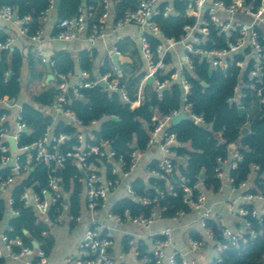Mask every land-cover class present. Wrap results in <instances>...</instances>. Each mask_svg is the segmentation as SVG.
Returning a JSON list of instances; mask_svg holds the SVG:
<instances>
[{
    "label": "built area",
    "instance_id": "2783aa9c",
    "mask_svg": "<svg viewBox=\"0 0 264 264\" xmlns=\"http://www.w3.org/2000/svg\"><path fill=\"white\" fill-rule=\"evenodd\" d=\"M54 1L49 0L47 9L40 16L41 26L31 36H28L29 19L19 16L11 6L0 7V21L11 24L21 37H27L33 43H39L44 38L49 43L70 42L82 38L87 44L92 45L108 36L109 29L115 31L121 27L135 26L140 31L139 52L144 63V77L137 88V102H139L140 90L148 77L152 79V85L156 91L163 90L171 81L178 83L182 90L179 109H174L165 116L156 115L153 117L152 129L148 132L145 150L131 152L128 155L130 161L128 165L125 164L122 157L115 156L106 142L99 145L88 144L81 122L70 111L63 108L69 97L67 93L69 87L72 88L74 98H77L80 97L79 89L94 86L100 81L106 85L107 90L118 92L122 99L127 101V93L117 79L108 81V76H104L91 82L88 81L86 73H80L76 82L69 84V75H56L60 83L53 104L54 113L62 115L77 128L76 143L66 151L60 150V145L67 140V137L65 135L53 136L49 127L37 142L29 146H20V135L26 129L20 116L21 105L16 98L0 97V110L3 111L0 115V153L2 154L0 159V197L6 199L10 216L18 215L17 210L11 209L13 204L11 188L28 174L35 162L48 169L51 174L48 176L44 188L37 190L36 185L34 186L36 189L25 187L20 196V202L23 207L30 208L41 218L46 217L52 207H57L58 213L53 223H60L63 219L66 197L58 185L59 180L55 176V170H60L67 161L73 164L78 163L85 174V178L79 177L78 181L85 186V206L90 218L83 239L77 247V255L66 258L63 264H115L110 252L115 237L114 232L99 223L94 214L98 210L106 209L107 194L122 183H124L125 197L132 200L137 199L128 180L141 155L150 148L158 146L163 154L162 159L156 161V168L149 172L150 177L167 179L168 176L176 173L175 160L181 158L174 151V146L178 144L175 136L168 132L170 119L182 113L194 123H203L202 117L192 112L191 104L188 102L190 85L183 71L191 70L190 59L192 57L201 58L209 66L210 72L226 69L229 66H233L239 74L246 72L245 81L243 82L239 78L233 88L232 95L226 101L227 104L234 105L237 109L242 108L239 104L241 89L246 88L255 93L259 107L264 106V0H139L135 9H126L117 18L114 6L119 0H97L98 9L94 6L83 7L79 10L78 16L59 21L55 25V32L45 36L43 25L46 24L54 9ZM173 1L185 2L184 15L194 20L192 25L184 27V36L178 42L164 37L158 26L152 21L154 16L167 17L170 15L173 11L171 7ZM96 12L99 13L97 21L90 23L89 19ZM212 32L216 38H221L224 43L223 47H206ZM149 36L160 41L156 52L151 50ZM14 43L15 38L11 36L0 41V53L13 50ZM175 46H180L183 53L173 59L172 52ZM111 53L120 55L116 44L111 47ZM168 55L172 58L175 73L171 81L161 82L158 75L173 67L172 64L165 61ZM37 57L42 64L52 68L53 61L51 59L41 53H38ZM112 69L115 71L114 68ZM10 75V72H5L4 78H8ZM9 111L16 113L13 132H9L5 125L6 114ZM245 115L246 121L243 127L249 129L250 114L247 112ZM8 137L14 140L15 154L13 156L10 154L9 144L6 141ZM240 160L241 155L238 148H233L228 161L221 158L216 159L217 166L215 168V174L221 180L218 192L227 189L228 196L232 195V197H228L227 207L228 217L234 220V227L225 221L221 213L214 212L211 206L207 205V196L200 180L196 181L192 187L182 186L185 193L183 203L188 205L192 212H199V225L208 241L216 243L215 233L207 222L210 220L218 224L219 235L222 239V244L219 245L220 249L236 247L245 234H248L250 239H255L257 233L250 228L251 224L248 218L258 222L264 220V190H259L254 184V176L259 167L251 165L248 179L237 185L233 178L225 175V169L227 171L235 170ZM96 162L104 166H112L111 174L115 177L103 181ZM125 168L126 170H124ZM260 175L264 180V172ZM155 201L145 199L143 202L151 204ZM156 213L157 211L152 212L148 217L142 215L133 217L128 210L122 216L111 214L108 210V217L117 226L128 223L139 228L149 229L155 220ZM184 215L183 213L179 214V216ZM67 220L78 222L79 218L73 219L68 216ZM6 229L10 230L8 227ZM4 231L0 233V243L10 260L22 264H48L47 256L39 249V246L37 249L23 246L18 239H9ZM146 238L150 243L149 253L154 264H175L176 258L179 257L176 251H172L165 261V250L171 242L169 230L159 234L150 233ZM130 244H133V241H130ZM188 245L193 252L201 249V243L191 238L188 239ZM134 255L138 256V252L135 250ZM0 258H2L1 250ZM180 259L182 264H196L194 260ZM258 264H264V256L261 257Z\"/></svg>",
    "mask_w": 264,
    "mask_h": 264
},
{
    "label": "trees",
    "instance_id": "16d2710c",
    "mask_svg": "<svg viewBox=\"0 0 264 264\" xmlns=\"http://www.w3.org/2000/svg\"><path fill=\"white\" fill-rule=\"evenodd\" d=\"M139 0H119L114 6L115 17H120L126 9H135ZM84 7L94 6L98 9L97 0H83ZM49 0H0V7L11 6L21 17L29 19L28 36H31L41 26L40 16L47 9ZM81 0H58L55 10L56 22L52 34L55 32V25L65 19L78 16ZM172 13L167 17L162 15L154 16L152 21L158 26L164 37L178 42L184 36V27L192 25L193 19L187 18L184 13L185 2L173 1L171 3ZM99 13L96 12L90 23H95ZM6 37L0 34V41ZM151 50L156 52L160 41L155 37H148ZM215 43V44H213ZM224 43L221 38H216L211 33L206 47L220 48ZM120 51V49H119ZM121 53V51H120ZM135 53V49L133 51ZM238 59V57H235ZM22 53L14 48L11 51L0 53V97L16 98L21 102V120L26 126V132L21 133L19 138L20 146H29L41 139L50 128L53 136L65 135L67 140L60 145V150L66 151L76 143L77 128L60 114L56 122L53 115L45 114L46 108H52L58 94L59 80L57 74L69 75L73 73L74 64L66 52H57L51 58L53 66L50 68L54 76L52 84H49L37 95L28 96L27 100L22 98V84L20 80V69L22 66ZM167 63L173 65L165 73L158 75L161 82L171 81L175 73L172 58L168 55L165 59ZM191 70L183 71L187 82L190 85L188 102L191 104L192 112L201 116L203 123L197 124L191 120L179 122L175 126H169L168 132L175 136L179 144L174 147L176 155L181 158L175 160L177 166L176 173L167 179H156L148 177L146 183L138 177L129 179L134 196L138 199L124 197L115 201L108 209L111 214L122 216L128 210L133 217H148L152 212L157 211L161 219L171 220L185 215L192 211L190 207L183 203L185 193L184 187H192L198 180L202 183L205 191L217 194L221 186V180L215 174L217 166L216 159L221 158L228 161L231 150L238 148L241 160L233 171L225 169V175L234 179L237 185L248 179L251 173V165L259 167L254 176V184L259 190H264V180L261 173L264 172V106L258 105V100L252 91L246 88L241 89L240 106L245 111L239 116L234 105L227 104V99L232 95L233 88L239 78L244 82L245 73H238L233 67L218 69L210 72L209 66L199 57L190 59ZM121 74L111 68V62L106 59L99 68L100 78L108 76V81L117 79L127 93V101H124L118 92L109 91L98 84L79 89L80 97L70 99L64 105V109L70 111L82 124L84 129H89L91 138L85 135L86 142L91 145H99L106 142L116 157H122L126 165L129 164L128 155L133 152L145 150L148 141V132L152 129V119L155 115L165 116L174 109H179L181 105V87L175 81H171L163 90L152 89L148 99H144L136 108L131 105L138 100L137 88L144 77V74H135L136 67L132 64L121 66ZM138 68V67H137ZM123 69V70H122ZM129 72L126 75V70ZM80 70L89 74L88 81L95 82L92 77V62L86 52L80 53ZM10 72L8 78H4V73ZM209 72L211 73L209 75ZM31 80H36V76L31 72ZM202 83L205 86H202ZM145 88H150L145 86ZM151 89V88H150ZM249 113V134L241 135V128L246 121V113ZM3 113L0 110V115ZM110 117H116L119 122H113ZM2 154L0 153V159ZM91 160L93 158H90ZM157 162H151L146 171L150 172L156 168ZM99 166V162H96ZM110 165H105L108 179L115 176L111 174ZM126 170V168L124 169ZM51 173L45 167L33 162L32 169L26 176L11 188V198L13 204L11 209L17 210L18 215L10 216L8 229L4 234L12 240L18 239L21 245L32 247L31 242L35 241L39 249L46 256L51 251L53 240L45 236L49 231V225L53 223L57 216V207H52L46 217H38L30 208H25L20 202V196L25 187L37 190L44 188L48 176ZM54 175V174H53ZM77 167L70 161L65 162L60 169L61 190L65 194V211L73 219L80 214V197L82 194V182ZM170 187V190H168ZM156 200L154 203L145 204L143 201ZM9 214V207L6 199L0 197V222ZM251 229L257 233L255 239H250L248 234L241 237L236 247L221 249L219 256L211 264H258L264 256V220L258 222L248 218ZM74 223V221H70ZM208 226L215 233V241L219 245L222 239L219 235L218 224L215 221H208ZM193 240L202 242V237L196 232H191ZM130 237H123L121 241L123 252H129L133 247L138 252L137 260L142 264H154L152 256L148 253L147 245L143 241L130 244ZM0 264H4V259L0 258ZM175 264H182L180 257L176 258Z\"/></svg>",
    "mask_w": 264,
    "mask_h": 264
},
{
    "label": "crops",
    "instance_id": "0c3cea01",
    "mask_svg": "<svg viewBox=\"0 0 264 264\" xmlns=\"http://www.w3.org/2000/svg\"><path fill=\"white\" fill-rule=\"evenodd\" d=\"M55 10L53 9L49 15L48 21L44 26L45 36L52 33L54 24L56 22ZM0 34L5 37H14L15 43L14 48L18 49L23 56L22 66L20 69V80L22 84V98L27 100L28 96L37 95L43 91L49 84H52L54 79L50 68L46 64H42L37 57L38 53H41L45 57L51 59L57 52H66L71 57L74 70L72 74H69V84H74L79 77L80 73H85L80 70V53L86 52L90 61L92 62V77L98 80L100 76L99 68L106 59L111 62V68H114L117 75L121 74V65H135V74H144V63L139 52V48L135 49V56H133L134 48L131 47L132 41H136L140 37V31L135 26H125L121 27L115 31L108 30V36L104 37L102 40L95 42L90 45L83 41L82 38L70 41V42H53L49 43L46 38L41 40L39 43L31 42L27 37H21L18 34L17 29L11 24L0 21ZM116 44L120 49L121 53L118 56V70L112 61L111 47ZM183 50L180 46H175L172 52L174 56L173 59L181 56ZM135 58L140 60V65L135 62ZM139 65V67H138ZM138 67V68H137ZM123 70V69H122ZM31 72L37 78L32 81ZM129 69L126 70V75ZM87 74V73H86ZM89 78V74H87ZM149 86L150 88H145ZM153 85H147L144 82L143 87L140 90L139 102L135 101L131 108L138 107L144 99L149 98V94L152 91ZM21 105V102L18 101ZM45 114L53 115V120L56 122L57 116L54 115L53 106L52 108H46ZM15 111H9L6 114L5 125L9 132H13L14 129V117ZM156 116V115H155ZM154 116V117H155ZM158 116V115H157ZM244 128V127H242ZM241 128V130H242ZM87 130V129H84ZM83 134L88 135L91 138V132ZM249 131V129H248ZM249 134V132H248ZM179 144H176V147ZM163 154L158 146H154L149 150L145 151L139 158L137 165L130 175V178L138 177L146 183L147 178L150 177L149 172L146 171V167L151 162H156L162 159ZM181 162V159H180ZM100 164V163H99ZM99 174L103 181L109 180L108 174L106 172L105 166L100 164L98 166ZM82 178V177H81ZM83 190L80 197V214L79 221L71 223L67 220V213L64 209L63 219L58 224H50L49 231L45 236L50 237L53 240V245L51 251L47 256L48 264H63L64 260L68 257H75L77 255V247L82 241L85 229L89 223L90 214L86 210V199H85V186L82 183ZM207 196V205H210L214 212L221 213L225 221L234 227V220L228 217V190L224 189L222 192L217 194H211L205 191ZM125 197L124 183L119 185L115 190L110 191L107 194V207L106 209H101L95 212V219L102 225L109 227L114 232V241L110 249L111 255L113 257L115 264H142V261H138L137 257L134 255V248L132 247L129 252H123L121 241L123 237H130L133 243L138 241H143L147 245L148 253L150 250L149 240L146 238L150 233L159 234L162 231L169 230L171 234V242L168 248L165 250V261L167 260L169 254L172 251H176L180 258L186 260H194L196 264H211L215 259L218 258L221 251L220 247L213 242L206 239L204 231L199 225V212H191L188 215L179 216L175 219L164 220L160 216L155 217V220L151 224L149 229L139 228L134 225L124 223L121 226H117L108 217V209L115 201ZM232 197V195L230 196ZM229 197V198H230ZM10 214L5 216L4 220L0 222V233L3 232L8 227V221ZM191 232H196L202 237L201 249L197 252L190 250L188 245V239ZM220 249V251H219ZM0 250L2 252V258L4 259V264H22L20 262H14L10 260L3 250L2 244L0 243ZM136 251V250H135ZM219 251V253H218Z\"/></svg>",
    "mask_w": 264,
    "mask_h": 264
},
{
    "label": "water",
    "instance_id": "95a60500",
    "mask_svg": "<svg viewBox=\"0 0 264 264\" xmlns=\"http://www.w3.org/2000/svg\"><path fill=\"white\" fill-rule=\"evenodd\" d=\"M81 3H82L81 6L84 7L85 5H84L83 0H81ZM57 5H58V0H55V1H54V9L57 8ZM112 61H113V64L115 65L116 69L118 70V65H117L118 56H117V55H112ZM210 74H211V73L209 72V75H210ZM50 79H53V77L50 76ZM145 83H146L147 85H152V84H153L152 79H151L150 77L146 78ZM98 85L106 89V85H105L103 82L100 81V82L98 83ZM202 86H205V84L202 83ZM67 93H68V96H69L70 99H74V95H73V93H72V88H71V87L68 88ZM237 112H238L239 116H242V114H243V110H242V108H238ZM110 120L113 121V122H119V119L116 118V117H110ZM185 120H188V117H187L185 114H182V113H181V114H178L177 116H175V117H173V118L170 119V125H171V126H175V125H177L179 122H181V121H185ZM26 131H27V130L25 129L24 132H26ZM84 132H85V133H88L89 130H88V129H87V130H84ZM248 132H249V131H248L247 128H242V130H241L240 133H241L242 136H246V135L248 134ZM6 141H7L8 144H9L10 154L13 156V155L15 154L14 140H13V138L8 137V138L6 139ZM10 165H11V163L9 164V166H10ZM74 165L77 167V169H78V171H79V173H80V176H81L82 178H85V174H84V171H83V169L81 168V166H80L78 163H75ZM55 176H56V177L58 178V180H59L58 185L61 186V182H60V170H59V169H56V170H55ZM34 189H36V187H34ZM133 201H134V202H137L138 200H137V199H133ZM158 216H159V214L156 213V214H155V217H158ZM241 224H243V223H241ZM31 246H32V248H34V249H37V248H38V244H37L35 241H32V242H31Z\"/></svg>",
    "mask_w": 264,
    "mask_h": 264
},
{
    "label": "rangeland",
    "instance_id": "374dc122",
    "mask_svg": "<svg viewBox=\"0 0 264 264\" xmlns=\"http://www.w3.org/2000/svg\"><path fill=\"white\" fill-rule=\"evenodd\" d=\"M139 44H140V37L137 38L136 41H132L131 47L134 48V49L139 48ZM133 56H135V53L133 54ZM133 61L138 62L139 65H140V60L138 58H135V60H133ZM139 65H138V67H139ZM121 66H124V65H121ZM219 251H220V249H219ZM219 251H218V253H219Z\"/></svg>",
    "mask_w": 264,
    "mask_h": 264
}]
</instances>
